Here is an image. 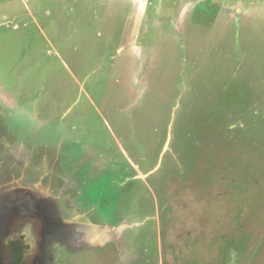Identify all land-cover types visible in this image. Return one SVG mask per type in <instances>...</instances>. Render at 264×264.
Listing matches in <instances>:
<instances>
[{
  "label": "rangeland",
  "instance_id": "rangeland-1",
  "mask_svg": "<svg viewBox=\"0 0 264 264\" xmlns=\"http://www.w3.org/2000/svg\"><path fill=\"white\" fill-rule=\"evenodd\" d=\"M36 1L13 30L0 0V164L58 196L49 264H264V0H150L133 50L122 1Z\"/></svg>",
  "mask_w": 264,
  "mask_h": 264
},
{
  "label": "flooded vegetation",
  "instance_id": "flooded-vegetation-1",
  "mask_svg": "<svg viewBox=\"0 0 264 264\" xmlns=\"http://www.w3.org/2000/svg\"><path fill=\"white\" fill-rule=\"evenodd\" d=\"M8 158H12L9 159V162H11V163L8 162L9 166L6 165V160L4 161L2 159L0 164V222L3 221L5 224L4 229L0 231V240L4 239L3 237L6 235L7 229L10 227L14 219L16 218L40 219V223H41V231H40L41 241L39 242L40 251L38 254H36L33 264H49L51 259L50 258L51 257L50 250L52 249L51 244L54 241L58 240V235L61 232L60 229L64 225V223L62 225L58 223V221H56V218L54 216L56 208L54 207V205L50 204L53 201H57L56 199H58V196H54L44 189L39 190L40 192H38V190L34 189L32 186L29 187L28 189H25L26 192L23 193L22 186L18 182L16 181L14 182L13 181L14 179H11V177H9V175H11L8 173L9 169L7 170L3 167L4 165L11 167L20 162L19 160L14 159V157H10V155L8 156ZM9 194L11 196V199L8 198ZM67 196L68 195H66L65 197L67 198ZM60 201L63 202L62 197ZM7 203H10L11 207L9 205L8 206L10 207V209H8L9 211L6 210L5 212V208H6L5 205ZM7 213L10 214L8 215ZM12 214H13L12 216L13 218L11 219L10 215ZM8 242L12 254H11V259L8 260L7 262L9 261L12 262V260L18 262L17 259L18 256L16 255L17 252L16 249H18L17 241L15 239H10ZM66 242H69V240L67 239V236L64 235L65 245ZM77 242L78 240L76 241V243ZM67 247H69V245H67ZM0 264H2V262H0Z\"/></svg>",
  "mask_w": 264,
  "mask_h": 264
},
{
  "label": "crops",
  "instance_id": "crops-1",
  "mask_svg": "<svg viewBox=\"0 0 264 264\" xmlns=\"http://www.w3.org/2000/svg\"><path fill=\"white\" fill-rule=\"evenodd\" d=\"M22 1L27 6V9L25 12H17L15 10V8H13V6H12V7H7V10L3 11V14H2L3 15L2 17L5 18L6 21H8L10 24L13 25V30H18L20 28V17L24 14H25L24 17L27 16V17L37 21V13L38 12H36L37 10L33 8L35 6L37 7V1L36 0H27V1L22 0ZM118 1L121 5H122V3L120 1H122L123 6L128 7L130 10L129 14H128V21H127V24L125 27L126 30L122 31V36H123V39L125 40V42H127L129 46L131 45V49L133 50V47H140L137 44H133V42H134V40L137 41L136 39L138 38V32H139V35L141 34V28L143 26L145 17L147 16L146 15V12H147L146 8L150 4L149 3L150 0H118ZM6 3H7L6 4L7 6H11L10 4H8V2H6ZM84 6L87 7L86 10L89 13V10H90L89 6L88 5H84ZM183 7H185L186 10L189 8V6L182 5L180 10L183 9ZM88 13H86V14H88ZM46 14H48L50 16L52 14V11L47 10ZM86 14H82V16L87 21H94L96 18H98L97 10H93L92 17L89 15H86ZM25 21L26 22L24 23V26H29V23H27V20H25ZM109 21H111V16H110ZM3 24H4V21L0 22V26ZM128 28H129V30H128ZM98 33H100V32L98 31ZM135 43H137V42H135ZM54 52L59 55L57 49L54 50ZM123 52H124L123 47L119 46L117 48V54L122 55V59H121L122 61L119 65V67H118V63L120 61L117 62L118 74H120L122 72V70H120V69H124V65L126 68L128 66V64L130 63L129 60L127 61V60L123 59L124 58ZM133 53H134V51H133Z\"/></svg>",
  "mask_w": 264,
  "mask_h": 264
},
{
  "label": "trees",
  "instance_id": "trees-1",
  "mask_svg": "<svg viewBox=\"0 0 264 264\" xmlns=\"http://www.w3.org/2000/svg\"><path fill=\"white\" fill-rule=\"evenodd\" d=\"M18 259V258H17ZM18 262H15V260L13 261L12 260V262L11 261H9V262H6V264H17Z\"/></svg>",
  "mask_w": 264,
  "mask_h": 264
},
{
  "label": "water",
  "instance_id": "water-1",
  "mask_svg": "<svg viewBox=\"0 0 264 264\" xmlns=\"http://www.w3.org/2000/svg\"><path fill=\"white\" fill-rule=\"evenodd\" d=\"M1 241V240H0Z\"/></svg>",
  "mask_w": 264,
  "mask_h": 264
}]
</instances>
